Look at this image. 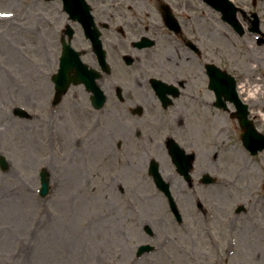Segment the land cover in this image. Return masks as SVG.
I'll return each instance as SVG.
<instances>
[{"label": "rangeland", "instance_id": "1", "mask_svg": "<svg viewBox=\"0 0 264 264\" xmlns=\"http://www.w3.org/2000/svg\"><path fill=\"white\" fill-rule=\"evenodd\" d=\"M157 1L125 0L124 4L106 3L104 8L101 3L97 7L104 20L119 14L113 26L123 27L125 38L137 40L146 33L149 19L156 24L153 32L165 31L157 15ZM232 1L245 11L254 8L264 24L263 0H257L256 7L253 0ZM177 2L182 5L181 15L184 11L186 16L185 19L182 15L186 36L198 34L203 45L221 51L217 59L219 66L227 63L231 73L248 79L249 84L264 81L261 78L264 45H258L255 36L248 33L238 36L222 21L219 12L200 0ZM61 9L60 1L0 0V156L10 163L6 172L0 168V264H36L38 255L52 264H115L116 261L128 264L136 246L143 242L155 245L158 250L138 264H264V202L259 204L258 214L249 207L247 215L244 209L239 216L235 214L247 202V186L253 192L250 181L243 183L240 178L231 188L225 182L188 191V196L202 198L212 219L207 216L201 220L195 207L190 208L184 201L186 209H181L185 215L181 226L151 181L144 155L141 160L139 155L124 159L121 153L118 160L111 155L112 148L103 134L112 144L111 132L117 133L118 124L124 130L119 120L105 119L97 127L103 112L84 113L91 106L81 86L71 87L61 104L51 106L55 88L51 78L59 68L60 40L66 24L76 30L78 39L73 47L86 48L83 61L97 65L82 29L74 27ZM238 18L247 25L240 13ZM160 32H157L160 38L157 47L147 52L146 59L150 65L156 60L157 64L152 66L159 65L162 71L168 68V58H178L183 51ZM102 38L109 48L107 38H123V35L107 32ZM139 69L136 66L127 72H135L136 76L125 73L117 78L128 93L125 94L128 103L119 105L118 113L121 122L130 125L132 133L137 125L142 129L147 121H157L163 114L153 109L159 102L151 96V88L145 84L147 77L143 78ZM106 88L105 85L104 92ZM107 94L109 104L105 109H114L116 97L108 91ZM177 103L187 102L181 98ZM136 104L145 110L142 118L125 110ZM17 107L30 116L16 115ZM201 114L205 119L204 108ZM213 126L211 134L198 135L200 159L194 177L198 179L200 174L209 172L223 181L242 172V177L252 179V174L245 171L242 153L236 152L238 141L217 137L216 124ZM87 131L91 135L85 138ZM229 144L234 148L229 150ZM76 150L82 153L74 158ZM216 155L221 168L213 161ZM145 158L148 160L146 155ZM158 158L165 181L171 179L172 183L173 179L171 186L176 197L174 186L181 182V177L170 164L167 153H161ZM43 168L52 173L50 195L46 197L39 195V174ZM43 215L49 217L46 222ZM230 217H237L232 225ZM146 226L155 237L146 233ZM10 230L14 235L9 234Z\"/></svg>", "mask_w": 264, "mask_h": 264}, {"label": "flooded vegetation", "instance_id": "2", "mask_svg": "<svg viewBox=\"0 0 264 264\" xmlns=\"http://www.w3.org/2000/svg\"><path fill=\"white\" fill-rule=\"evenodd\" d=\"M87 1L92 7L97 8L96 16L98 20L101 23H107L111 27L112 25H116V21L114 20L117 19L116 17H118L119 14L114 13L111 16L110 20H104L100 18L101 16L99 15L97 5L102 3V5L104 6L106 5V3L121 4L122 2H125V0ZM159 1H157V15L160 17L161 22H165L164 10L161 7L162 4L165 3L171 8L170 14H172L173 17L177 19L180 25V32L179 34L175 35L174 33L167 30L165 28V25L163 24L166 31L165 35L169 37V40L175 41L177 46H181L183 51L178 56L179 59L175 57L174 59H167L168 68L166 70L164 69L161 71L159 65L152 66V63L154 65L157 64L156 60H153L150 65L148 60L146 59L148 55V53L146 52H150L151 50L156 48L160 40V38H158L159 35H157V32L160 31L155 30L153 32L152 27L156 26L153 20L149 19L150 23L148 24V28L146 31L149 34L151 33V36L148 35L150 37L149 39H151L155 43L153 47L151 46L152 48L146 50L135 49L134 43L136 40H134V38H107V42L109 44L108 48L106 47V39L102 38L104 48L107 51V60L111 66V69L108 73H102V77L99 80V85L103 91H105L104 86H107L105 92V95L107 96L106 104H109L107 91L109 94L111 93V95L115 96L116 100H114L112 106H115L114 109H105L104 107L97 112L99 113V115L103 112V115L98 118V127L100 128L102 126L103 121L105 122L107 119L115 118L119 120L121 125L124 127V130H121L118 124L117 133L113 135L114 132H111V136H109V138H112V144L107 136L103 134L106 139V143H108L112 148L111 155H115V158L117 160L118 157H120L121 153L122 155H124V159L129 157L134 158L139 155L138 160H141V155L143 154V159L145 162L148 161L149 166L152 160H156L160 164V159L158 158V156L161 153H167L170 164L174 166L176 171L175 164L173 163L171 156L169 155L170 146L172 144V140H174L179 148L187 152V155H189L190 157L193 156V168L191 172L192 180H185L176 171V173L181 177V182L178 185L174 186L176 192L178 193L176 197L173 194L171 186L173 184V179L172 183L171 179L170 181H166L169 184L172 196L180 209L182 219L184 220L185 215H183L184 212H182L181 209L182 207L186 209V206L184 204V201H186L187 205L190 208L195 207L197 216L202 220L203 218L209 216L210 209L206 205H204V203L201 201L202 198H200L199 196H188V191H193L196 188L201 190V187H212L218 186L220 184L218 180H216V184L204 183L203 175L210 174L209 172L200 174V177L198 179L194 177V173L196 172V167L200 159V146L197 144V142H200L201 144V139L198 140V135L200 136L201 133L211 134L214 127L213 124H216L215 135L217 137H225L230 140L235 138L238 141L239 146L236 145V152L240 150L243 159H245V171L247 172V174L251 173L253 177L252 179H246L242 177L241 172L240 174H235L232 178L227 176L226 181H228V185L230 186V188L237 185V183L240 181V178H242L243 183H247L248 181H250L249 183L251 185H254V188L252 189L253 192L251 193L249 191V186H247V202L245 204L246 206H243V213L246 214V209L247 207H249L250 209H253L255 211V214H258L260 211L259 204L261 205V203L264 202V148L258 150L257 153L253 154L244 145L243 138L246 139V143L252 140L256 141V143H259L258 146L262 144L261 138L264 137V81H262L260 84H249L248 79L246 80L243 77H238V74L234 75L233 73H231L229 71L230 67H227V63H222L221 66H219L217 59H220L219 53H221V51L216 50L215 52V50H210L208 46L203 45V38H197L196 34H194V37L186 36V26L184 25V21L182 19L181 9L179 10V6L182 5H179L177 0ZM104 8L107 7L104 6ZM131 9L132 8H130V10ZM123 19L125 18L123 17ZM244 19L248 24L251 22L250 16L248 15H245ZM160 34L162 33L160 32ZM139 39L140 38H138L137 40ZM76 40L77 39L74 38L72 44L75 43ZM208 41L211 42V38H209ZM112 50H114L115 52L113 53ZM226 54L228 55V53ZM85 55L86 52H84V56ZM126 56H131L134 61H132L131 64H128L127 60L125 59ZM96 64L97 65L92 66L98 68V60L96 61ZM210 65H217L222 71H227L231 73V75L235 76L237 95L242 103L241 105H237L232 98L233 94H230L232 92L231 84H225L229 88V91L227 90L226 86H224L228 93H226L225 90H222L221 99H218L217 91L213 87H211V81L213 80V82H217L218 78L214 74L211 77V74L208 71V67ZM136 66L140 67L139 71L143 73V78L147 77V83L145 82L147 88H151V79L157 78L171 87H177L179 92L177 99H174L172 94L168 95L172 100V104L168 108H166L157 98L155 92L153 91V88H151V96L155 97L159 102L158 104L153 106V109L156 112L162 111L163 114L158 117L157 121H147L145 126H143L144 128L142 129L137 125L135 132L132 133L133 131H131L130 125L121 122V114L118 113V111L120 110L119 105L121 106L125 103H128V101L126 102L125 99V94H127L128 96V93L125 92L123 86L120 84V81H118L117 78L124 77L125 73L133 70ZM150 66H152V68ZM152 71L155 73H152ZM153 74H156L160 77ZM127 75L136 76L135 72L127 73ZM149 75L152 76L148 77ZM261 75V78H263L264 80V73H261ZM134 79H136V77ZM107 81H110L113 84ZM82 90L84 92V95L88 97L86 98V100L88 99L87 101L90 102V94L85 90L84 87ZM181 98H184V101L186 100L187 103L179 105L177 101ZM132 107H127L125 110L133 116L135 115L142 118L145 111L144 108L137 104L135 105V107ZM139 107H141V110H139ZM201 108H204V110L206 111L205 119L202 118ZM170 112L172 113V115L169 114ZM84 113L94 115L93 111L88 108L87 112ZM113 128L114 124L112 126V129ZM102 130L104 131L105 128H103ZM119 132L120 134H118ZM118 136L120 137L118 138ZM88 137L89 136H87V138ZM232 147L233 145L229 144V150H231ZM145 155L148 157V160L145 158ZM218 157L219 155H216L213 161L215 162L216 167L218 166L219 168H221V165L217 163ZM132 160L134 161V159ZM210 175L216 177V174ZM151 181L154 182L153 179ZM247 190H245V188L243 187V191L246 192ZM161 195L165 197L164 194L161 193ZM165 200L167 201L166 197ZM228 214L229 213H227V215ZM235 214L239 216L237 212H235ZM210 217L212 219V216H209V218ZM230 218L232 225L234 220H236L235 218L237 217ZM203 222L208 223L207 221L205 222V220H203ZM182 223L183 221L179 224L183 226ZM154 235L155 233H153V237H155ZM229 254H231V251L229 252Z\"/></svg>", "mask_w": 264, "mask_h": 264}, {"label": "water", "instance_id": "3", "mask_svg": "<svg viewBox=\"0 0 264 264\" xmlns=\"http://www.w3.org/2000/svg\"><path fill=\"white\" fill-rule=\"evenodd\" d=\"M207 1L210 3H213V1L218 2L219 4H218L217 8L219 10H221L225 15H227L228 21H230L234 25V27L236 28L237 31H239L240 34L244 33L243 29L241 28V25L238 23V21L235 18L236 11L233 9V6L227 2V0H207ZM254 29L257 30V25H255ZM71 51L72 50L68 45L64 46V55L62 57L61 69H60L59 74L54 77V81L57 84V90H58L57 95L59 98L67 92V89L69 88L71 83H73V82H74V84L80 83L78 80L75 79V77L70 76V72L73 70L74 67H78V68L81 67L82 71L79 70V73H83L84 77L88 78V76H89V78H90V74L87 72V67H85L80 62L78 57L75 58L73 63L70 61L69 56L71 55ZM0 164H1L3 169L8 168V164L5 160V157L0 158ZM156 174H157V172H155V175ZM159 181L162 182L161 178H159ZM48 188H49L48 181L44 175L43 188H42V192H41L42 196L47 195Z\"/></svg>", "mask_w": 264, "mask_h": 264}, {"label": "bare ground", "instance_id": "4", "mask_svg": "<svg viewBox=\"0 0 264 264\" xmlns=\"http://www.w3.org/2000/svg\"><path fill=\"white\" fill-rule=\"evenodd\" d=\"M2 20H6V19H2ZM81 153H82L81 151L76 150L74 152V158L78 157ZM50 169H52L54 171L53 166H51ZM48 172H49V170H48ZM50 175H52L51 171H50ZM48 218H49L48 216L43 215L42 219L46 222L48 220ZM9 234L10 235H14L12 230L9 231ZM36 264H52V263L50 261H47L46 258L43 255H38L36 257Z\"/></svg>", "mask_w": 264, "mask_h": 264}, {"label": "snow or ice", "instance_id": "5", "mask_svg": "<svg viewBox=\"0 0 264 264\" xmlns=\"http://www.w3.org/2000/svg\"><path fill=\"white\" fill-rule=\"evenodd\" d=\"M7 15H11V14L9 13V14H7Z\"/></svg>", "mask_w": 264, "mask_h": 264}]
</instances>
